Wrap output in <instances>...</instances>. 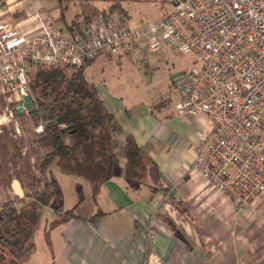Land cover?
<instances>
[{
  "label": "built area",
  "instance_id": "obj_1",
  "mask_svg": "<svg viewBox=\"0 0 264 264\" xmlns=\"http://www.w3.org/2000/svg\"><path fill=\"white\" fill-rule=\"evenodd\" d=\"M170 4L163 18L139 25L110 9L83 17L71 32L44 9L36 11L35 29L28 33L0 22V133L7 124L19 126L20 107L29 111L28 64L80 67L102 55L121 56L142 41L153 51L167 43L200 61L175 106L182 119L206 120L196 132L189 171L233 204L249 207L264 196V0Z\"/></svg>",
  "mask_w": 264,
  "mask_h": 264
},
{
  "label": "crops",
  "instance_id": "obj_2",
  "mask_svg": "<svg viewBox=\"0 0 264 264\" xmlns=\"http://www.w3.org/2000/svg\"><path fill=\"white\" fill-rule=\"evenodd\" d=\"M54 7H57L54 0H2L0 22H10L28 33L35 29L37 10L48 11L57 21L61 10ZM98 91L123 130L118 137L120 145L132 136L155 166L148 168L146 181L133 189L124 174L126 160L121 158L123 172L103 183L96 194L88 181L70 175L77 178V186L81 188L72 193L71 208L80 218L54 228L61 229L63 236L62 261L65 264H264V196L249 207H241L211 188L200 175L189 171L196 156V132L206 128L205 118L182 119L176 115L175 107L172 110L162 107L158 112L144 106L133 109L103 87H98ZM23 115L18 117L20 126L7 124L0 133V165L5 168L0 176V209L9 202H14L17 208L32 202L16 177L21 164L14 163L10 157L6 163L2 160L20 138H26L23 125L29 126L28 113ZM32 139L29 144L22 142L23 150L32 151ZM30 156L32 164L37 165L39 162L33 160L37 157L40 161L38 155L32 152ZM53 167L57 166L50 169L51 179L57 182ZM57 205H54L55 217ZM87 207L89 213L85 212ZM67 210L62 207V213Z\"/></svg>",
  "mask_w": 264,
  "mask_h": 264
},
{
  "label": "trees",
  "instance_id": "obj_3",
  "mask_svg": "<svg viewBox=\"0 0 264 264\" xmlns=\"http://www.w3.org/2000/svg\"><path fill=\"white\" fill-rule=\"evenodd\" d=\"M68 1L71 0H58L56 8L61 10L63 2ZM110 10L127 14L118 5L111 6ZM64 17L65 12L61 10V19H57L56 23H65L62 28L70 32L72 26L81 20L75 18L67 24L63 21ZM89 17L84 16L86 19ZM94 61L80 67L38 66L40 69L34 79L29 80L34 105L27 118L33 130L32 151L40 161L37 165L32 164L31 156L23 154L25 144L19 142L14 144L12 152L2 156L3 163L10 157L14 163L21 164L16 177L32 202L21 208L15 207L14 202L2 205L0 264H28L35 253L44 208L52 203L59 191L57 182L51 179L53 165L66 175L88 181L94 194L103 183L123 172L121 158L126 160L124 174L133 189H138L146 181L148 168L155 166L132 136L126 137L124 144L120 145L118 137L123 134L122 128L108 111L96 84L89 82L84 74ZM16 114L18 117L25 116L17 111ZM39 127L42 131H37ZM3 173L5 168L0 165V176ZM82 198L80 194V201ZM177 205L180 206V203ZM55 211L60 218L51 222L49 231L45 233L49 246L52 245L51 231L54 228L80 218L75 209L62 213L61 205H57Z\"/></svg>",
  "mask_w": 264,
  "mask_h": 264
},
{
  "label": "rangeland",
  "instance_id": "obj_4",
  "mask_svg": "<svg viewBox=\"0 0 264 264\" xmlns=\"http://www.w3.org/2000/svg\"><path fill=\"white\" fill-rule=\"evenodd\" d=\"M54 5H59L58 0H54ZM113 5L124 8L134 25L142 22H156L172 11L170 0H71L63 2L61 8L65 12L63 21L69 23L75 18L82 19L84 16L106 11ZM57 11L53 12L55 16H57ZM58 24L62 27V22ZM27 67L29 80L32 81L40 68L31 64ZM198 68H200V61L193 54L179 53L167 43H163L157 51H153L149 49L145 41H142L121 56L115 57L111 54L100 56L86 68L84 74L89 82L103 87L108 94L117 96L133 109L144 106L149 109L152 107L158 112L162 107L169 110L174 109L181 97L182 87ZM23 126L26 138H20L18 142L25 141L29 144L33 137V130L30 131L32 129L30 124V127L27 124ZM22 151L30 155L33 152L23 149ZM33 161L34 163L39 162L37 157ZM53 169H55L54 177L58 183L59 196L57 195L51 206L46 210L44 208V220L36 237V251L28 264H65L61 258L63 243L61 229L51 231L52 245L50 246L45 233L49 231L50 223L60 218L55 217L54 205H57L56 203H60L66 210L73 208L72 193L78 187L77 178L65 175L57 167ZM80 190L81 188L78 187L77 191ZM87 205L88 202L83 204V207ZM85 212H90L88 207Z\"/></svg>",
  "mask_w": 264,
  "mask_h": 264
},
{
  "label": "water",
  "instance_id": "obj_5",
  "mask_svg": "<svg viewBox=\"0 0 264 264\" xmlns=\"http://www.w3.org/2000/svg\"><path fill=\"white\" fill-rule=\"evenodd\" d=\"M33 105H34V102H33L32 97L30 95L29 96H25L24 97V107H25V109L31 110L33 108ZM17 112L19 113V115H21L22 114V107H20V109H18Z\"/></svg>",
  "mask_w": 264,
  "mask_h": 264
}]
</instances>
